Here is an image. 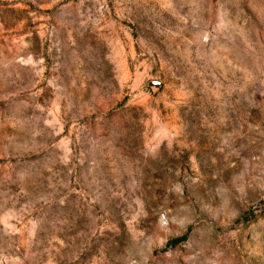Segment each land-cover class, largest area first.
I'll return each instance as SVG.
<instances>
[{
  "label": "rangeland",
  "instance_id": "1",
  "mask_svg": "<svg viewBox=\"0 0 264 264\" xmlns=\"http://www.w3.org/2000/svg\"><path fill=\"white\" fill-rule=\"evenodd\" d=\"M0 264H264V0H0Z\"/></svg>",
  "mask_w": 264,
  "mask_h": 264
}]
</instances>
